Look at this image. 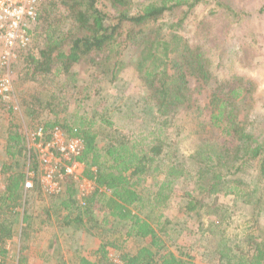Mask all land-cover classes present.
<instances>
[{"label":"trees","instance_id":"1","mask_svg":"<svg viewBox=\"0 0 264 264\" xmlns=\"http://www.w3.org/2000/svg\"><path fill=\"white\" fill-rule=\"evenodd\" d=\"M104 2L105 7L109 9L107 12L100 8V0H65L63 5L67 9V14L62 20L59 19V7L56 15V2H50L40 8L36 28L40 31L38 35L44 43V48L39 51L40 56L33 53L27 56L29 65L26 69L29 79L37 81L54 71V77L62 75L65 77L63 86H70L75 93L79 92L82 95L81 99L73 101L77 106L71 114L38 123L44 126L46 132L60 127L68 136L81 138L85 147L78 159L86 162L88 166L97 167V173L90 170L86 173L97 184V189L86 199L85 208L79 206L74 198L75 192L71 191V188L66 192L67 197L66 193L64 197L51 196L70 200H64L60 204L67 213L64 219L68 220V224L76 222L83 226L85 225L83 220L90 219L97 225L100 223L91 217L96 210L102 211L109 215L108 218L105 217V224H124L127 227L125 242L130 238L146 240L147 243L137 248L135 252H125L120 256L123 264H189L191 251L189 246L179 245L177 254L160 234L164 231L163 228L158 230L151 222V214L143 217L135 210L150 207L153 212L154 209L165 206L178 181L189 170L188 167H195V172L199 174L195 193L199 196H194V191L186 193L189 201L184 213L188 219L203 226L204 218L211 217L214 208H218V193L223 192L225 196L243 193L241 187L244 184L243 178L247 175L253 176L252 171H257L260 177L257 182L259 186L254 188L253 185L252 192L258 194V205L251 221L256 225L253 231L257 232V229L261 228L259 220L264 216V128L262 125L256 127L258 122L244 120L237 106L238 103L243 104V110L250 106V97L247 95L252 84L241 80L243 87L238 77L214 82L213 74L207 69L209 61L202 52V47L191 46L180 34L181 31H185L184 21L188 13L200 5L213 3L214 15L217 14L214 7L225 13L235 14L236 10L224 0H104ZM177 12L183 15L182 19L176 17ZM167 15L171 17L168 24L165 27H157L156 23ZM69 16L74 21V27L66 30L63 29L62 21ZM174 19L177 21L174 22ZM127 47L136 50L129 56L132 57L130 64L134 69L133 80L139 81L141 90L148 95L142 103L124 98L125 83L120 84L121 80L118 77L125 67L122 56L125 55ZM82 62L96 68L93 81L94 87H98V90L94 91L98 97L90 111L85 109L91 98L90 88L88 89V84H85L87 87L82 91L81 85L78 84L79 73L76 67ZM188 71L212 89L207 105L211 112L210 123L213 127L219 128L227 139L223 145L214 147V140L204 139L198 132L197 135L201 138L196 150L184 154L180 149L182 142L180 143L177 137L185 132L187 124L179 123L177 115L189 100ZM103 76L110 79L112 87L102 94L100 84ZM108 95L111 96L110 102L107 101ZM70 96L72 97V94ZM51 99L56 100L54 96H51ZM120 99L126 102L123 105L119 104ZM58 100L61 101V98L58 97ZM104 100L110 104L111 110L106 109L102 113L98 107ZM13 102H16V98ZM60 104L62 107L65 105V108L70 106L64 102L58 105ZM51 105L52 103H48V106ZM10 106L9 111L13 112L12 105ZM138 109L149 111L151 114L155 111L152 114L153 124L137 134L123 133V127L117 126L114 120L115 116L120 113L124 120L131 119L134 117L132 113L138 112ZM26 111L34 119L42 121L39 118L40 111L38 112L34 105L28 104ZM157 114L162 118L156 119ZM192 132L189 131L188 135H192ZM101 136H105L103 148L99 147ZM22 143L23 136L19 132H10L8 153L11 155V150L18 148L19 153H22ZM34 158L33 154L29 156L31 164L35 167ZM162 175L164 180L160 181L158 177ZM25 179L26 174H22L18 169L8 176L5 191L0 192V217L4 214L10 216L17 214L15 208L20 205L19 200L24 198ZM150 181L156 188L155 194L151 193L153 195L151 200L146 198L143 192L148 188L144 184L149 185ZM102 188L105 189L101 190ZM216 211L219 213L220 210ZM73 213L76 214L72 218ZM24 214L25 212H22L23 216ZM49 215L46 217H50ZM163 216V214L157 216L158 224ZM21 219L22 225L27 224L26 217ZM5 220L0 218V264H4L8 257H12L7 247L10 246L8 242L19 236L16 228L12 226L13 223L7 224ZM101 221L104 222L103 219ZM219 225L220 223L216 224L217 227ZM28 227L32 225L28 224ZM26 230L28 229L22 228L21 238L25 235L28 237ZM256 237L252 234L251 241H256ZM251 244L252 254L249 255L251 252L249 251L248 255H245L242 251L238 252L235 247L239 246L238 244L219 237L215 252L221 264H264V248L257 246L256 243ZM108 246L115 249L122 247L114 243L101 246L100 260L96 262L97 264L104 262L114 264L113 259L109 257ZM21 261L25 263L27 260L23 258ZM80 264L92 263L81 258Z\"/></svg>","mask_w":264,"mask_h":264},{"label":"rangeland","instance_id":"2","mask_svg":"<svg viewBox=\"0 0 264 264\" xmlns=\"http://www.w3.org/2000/svg\"><path fill=\"white\" fill-rule=\"evenodd\" d=\"M224 1L236 10L235 14L225 13L221 9L214 7V10L217 12L214 15L212 13L213 3L206 6L200 5L188 13L184 21V25L186 26L185 31H181L180 34L191 46L197 45L202 47V52L205 53L209 61L207 69L213 74L214 82L238 77L240 78V84H242L241 80L252 84L250 92L247 95L250 97V106L246 110H243V104L238 103L237 106L240 108V115L243 116L244 120H253L258 122L256 127L262 125V128H264V0ZM50 2H56V15H58L59 7V19L62 20L63 16L67 14V9L63 5L65 0H42L41 8ZM99 4L100 8L105 12L109 11L105 7L104 0H100ZM183 9L186 10L187 8ZM176 17L182 19L183 15L177 12ZM170 18V15H167L159 20L156 26L165 27ZM173 21L175 22L177 19ZM62 22L63 29L70 30L74 27V21L70 16ZM39 33L40 31L34 28L30 46L26 48L27 50L20 52L19 56L13 61V85L16 96L14 106L18 109L10 112L8 107L0 102V192L5 191L4 188L8 184V174L11 175L17 169L24 174L28 168L33 166L31 164L32 161L30 162L29 159V156L33 154V148L28 143L27 135L39 125L38 123L55 120L60 116H64V114L67 115L74 112L77 105L73 101L82 96L79 92L75 93L72 87L63 86L62 83L65 77L63 75L57 78L54 77V71L44 75L37 81L29 79L28 70L26 69L29 65L27 56H29V53L40 56L39 51L44 48V43L38 35ZM122 38L119 40L122 41ZM124 52L126 53L122 56V60L125 67H123L118 76L119 80H121L120 84L125 83L123 87L124 98H129L131 99L130 101L134 100V102L137 100L142 103L148 98V95L145 91L141 90L140 82L133 80L134 69L133 65L130 64L132 57L129 56V54H134L136 50L127 47ZM76 69L79 73L78 84L81 85V90L83 91L87 87L85 84H88V89L90 88L91 98L85 107L86 110L90 111L98 97L94 93V91L98 90V87H94L93 81L96 75V68L87 62H82ZM190 72L188 71L187 75L189 81L187 84V96L189 100L186 102V106L181 107L177 115L179 123L187 124L185 132L177 137L180 143L182 142L180 149L184 154L196 150V146L200 142V135L204 139L214 140V147H216L215 145H223L227 139V136L223 135L219 128L213 127L210 123L211 112L207 109V105L210 101L212 89L203 80L198 79ZM102 78L104 79L100 87L103 94L112 87V83L108 77L103 76ZM91 83L93 84L91 85ZM71 94L72 97L70 96ZM51 96H54L56 100H52ZM58 97L61 98V101L58 100ZM110 97V95L107 96L108 102H110ZM37 98L40 100H37ZM107 101L104 100L99 104L98 109L102 113L106 109L111 110L110 104ZM60 102H64L70 106L68 108H65V105L62 107V104L58 105ZM125 102L123 99L118 101L122 105ZM48 103H52V105L48 106ZM28 104L34 105L37 111H40L39 118L42 121L34 119L31 114L29 115V112L27 113L26 106ZM141 109H138L136 113H132L134 117L131 119L126 118L124 120L120 113L115 116L114 120L117 122V126L123 127V133L128 135L132 133L137 134L146 130L145 127L153 124L152 114L155 111H152L151 114V112ZM157 117L162 118L158 114L156 115V119H158ZM191 130L193 132L189 136L188 132ZM10 132H19L23 136L22 153H19V148L11 150V155L6 150ZM198 132H200V135H197ZM99 141V147L103 148L105 136H101ZM188 169L178 181L174 193H172L171 198L165 206L156 208L153 212H151L150 207L135 210L143 217L151 214L152 218L150 220L153 225L158 230L163 228L164 231L160 232V234L166 244L177 254L179 253V245H188L191 250L189 252L186 249L190 254L189 264H221L219 256L215 252L219 237L233 244H238L239 246H235L238 252L242 251L245 255L253 250L251 243H256L257 246L260 245L264 248V216L259 220L261 228H258L257 232L253 231V227L256 225L251 223L254 219V211L258 205V194L253 193L252 188L253 185L254 188H258L259 186L257 183L260 180L259 172L252 171L254 173L253 176L247 175L243 178L244 184L241 185L243 193L225 196L223 192H219L218 208H216L220 210L219 213L214 208V212L210 215L211 217L204 218L203 226H200L197 221L188 219L184 213V208L189 201L186 193L194 191V196H199L198 193H195V187L199 182V174L195 172V167H188ZM158 179L162 181L164 180V176H159ZM150 182L149 185L144 184L148 187L146 192L143 190L146 198H149V200H151L150 198L156 192L152 181ZM40 184V179L36 180L35 187L32 190L27 192L23 190L24 198L19 200L21 203L15 208L17 214L11 216L4 214L0 217L1 219L5 218L7 224L13 223L12 226L16 228L19 235L8 242L10 246L7 247L12 257H8L4 264H41L35 261L30 262L28 259L25 263H22L23 251L28 248L30 249L31 246H33L32 252L38 249L39 245H35L38 240L44 244V247H48V240H55L58 236V206L62 201H68L69 199L45 195ZM89 186L87 185V189H89ZM75 187L71 186V191L75 192L73 190L76 189ZM140 188L142 189L143 187L141 186ZM76 192L75 196H77ZM152 192L153 195L151 194ZM65 197H67V193ZM22 212H25L24 216ZM47 214H50V217H46ZM75 214L73 213L71 217L73 218ZM159 214H163L164 216L159 220L160 223L158 224V219L156 218ZM65 215L62 214L61 216L65 218ZM22 217L27 218V224L22 225ZM105 217L108 218L109 215L96 210V213L91 218H95L100 224L96 225L94 220L85 219V217V220H83L85 223L84 228H82L81 223L71 222L66 226L65 236L67 235L70 239L72 238L77 241H104L105 244L114 243L116 246H122L116 249L108 246V249L110 250L109 257L113 259L114 264H123L120 259L122 254L130 251L131 253L135 252L137 248L145 245L147 241L130 238L128 242H125L127 227L124 224H105ZM102 219L104 222L101 221ZM218 223H220L219 227L216 226ZM28 224L32 225V227L29 228ZM22 228L28 229L26 230L28 237L25 235V237L21 238L20 233ZM259 230L261 232H258ZM252 234L257 236L256 241H251ZM40 237L43 239L41 240ZM54 250L58 251V244H56V249ZM252 252L248 254L251 255ZM49 263L58 264V260H53ZM104 264L108 263L104 262Z\"/></svg>","mask_w":264,"mask_h":264},{"label":"built area","instance_id":"3","mask_svg":"<svg viewBox=\"0 0 264 264\" xmlns=\"http://www.w3.org/2000/svg\"><path fill=\"white\" fill-rule=\"evenodd\" d=\"M41 5L42 0H0V102L8 109L12 105L13 111L18 109L13 102V61L30 46ZM27 138L36 166L25 173V192L32 190L39 179L47 196H63L68 188L76 186L74 197L85 208L86 199L97 189L86 173L88 170L97 173V167L78 159L84 150V141L68 136L60 127L46 132L43 125L36 126Z\"/></svg>","mask_w":264,"mask_h":264},{"label":"crops","instance_id":"4","mask_svg":"<svg viewBox=\"0 0 264 264\" xmlns=\"http://www.w3.org/2000/svg\"><path fill=\"white\" fill-rule=\"evenodd\" d=\"M6 146L8 151L9 144ZM8 176H11L8 174ZM64 197V196H61ZM61 199V198H60ZM63 207L58 206V236L54 240H48V247L42 244L38 240L35 245H39V248L32 252L33 246L31 248L23 251V258L28 259V261H35L41 264H50L49 262L53 260H58V264H80V259L85 258L92 264H97L100 260L99 251L101 246L105 245L104 241H80L70 239L66 234V226H68V220H65L61 215L67 214ZM61 214V215H60ZM82 228L84 226L82 225ZM56 236V235H55ZM42 240L43 238L40 237ZM33 244V243H32ZM56 244H58V251L56 249ZM57 253V255H56ZM20 256V254H19Z\"/></svg>","mask_w":264,"mask_h":264}]
</instances>
